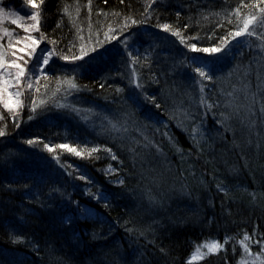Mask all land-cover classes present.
Listing matches in <instances>:
<instances>
[{
    "label": "trees",
    "instance_id": "16d2710c",
    "mask_svg": "<svg viewBox=\"0 0 264 264\" xmlns=\"http://www.w3.org/2000/svg\"><path fill=\"white\" fill-rule=\"evenodd\" d=\"M37 6L48 62L20 108L0 100V264H236L241 238L264 259V0Z\"/></svg>",
    "mask_w": 264,
    "mask_h": 264
},
{
    "label": "rangeland",
    "instance_id": "374dc122",
    "mask_svg": "<svg viewBox=\"0 0 264 264\" xmlns=\"http://www.w3.org/2000/svg\"><path fill=\"white\" fill-rule=\"evenodd\" d=\"M1 1L2 0H0V2ZM33 4L37 5L38 0H19L18 4L13 1L12 4L8 1H4L2 4L0 3V100L5 106L10 108H20L27 92L32 94V90L39 82L40 76L38 75H41L44 64V61L41 59L50 54V51L39 53V48L36 50V47L39 46L40 39L38 40L34 33L38 27V12L36 8L32 7ZM34 15L37 19H33ZM6 32L11 35H5ZM34 40L37 41V43H33ZM138 42L142 44V47L146 46L143 41H136L134 39L126 42V45L136 46ZM147 42H149V40H147ZM154 42L155 40L153 39V43ZM191 48L193 50L195 49L193 45ZM34 51L35 56L32 54V57L35 58L28 63V58L31 52ZM199 53L196 52L197 55L193 54V58L197 63L199 62L202 64L200 69L210 75L214 70L215 62L210 56H203ZM38 57V60H41L40 64L36 60ZM222 57L224 58L225 56ZM169 61L184 68V63L180 59L170 58ZM216 61L218 62V59ZM15 65H20V67L24 69L25 76L19 75L20 68L15 67ZM198 66L199 64H197V68ZM229 69L240 70L241 65L236 62L227 68V70ZM249 91L250 90L247 88H239V93L232 96V105H230L236 113L245 116V118V113L249 105L247 103H240V100L243 98L247 99ZM240 240V245L244 251H242V255H244H241L236 264H264L262 255L255 253V250L253 251L251 243L246 242V240L242 238ZM212 242L220 244L222 247L225 245V241L218 237L202 240L198 245L210 244ZM257 244H259L258 240L255 241V245ZM195 250L196 248H194L191 256L189 255L190 258H188L190 260H194L193 254ZM201 252L207 253L208 249L204 247L201 249Z\"/></svg>",
    "mask_w": 264,
    "mask_h": 264
},
{
    "label": "snow or ice",
    "instance_id": "6c2138e0",
    "mask_svg": "<svg viewBox=\"0 0 264 264\" xmlns=\"http://www.w3.org/2000/svg\"><path fill=\"white\" fill-rule=\"evenodd\" d=\"M32 7L36 8L38 6L33 4ZM262 11H264V9H262ZM33 19H37V17L34 15ZM255 21H256V17H252L251 19L246 20L244 22L243 28H241L239 31L235 32L234 35L235 36H241V35H244L246 33L251 34V32L249 31V26L252 25ZM13 22H15V21H13ZM133 23H135V21H133ZM164 27L167 29L168 26L165 25ZM5 35H11V34L6 32ZM33 43H37V41L34 40ZM225 43H226V41H225ZM193 48H195V46H193ZM201 51L216 53V52L220 51V48L217 47V48H211V49H202ZM65 59H66V57H65ZM73 59H80V57H73ZM47 62H48V58L45 57L44 63L46 64ZM15 67L20 68V72H19L20 76H25V71L23 68L20 67V65H15ZM196 71L199 73V75L201 77L207 78L206 73L203 70L197 68ZM65 83H67L70 88L76 87V85L71 80H67V81H65ZM29 87H30V85H29ZM3 134H4L3 131H0V135H3ZM29 143H32V141H29ZM61 147H68V146L62 145ZM69 151H74V149L69 148ZM93 151H95V149H93ZM77 154L79 155V153H77ZM245 239H248V237L245 236ZM204 247H206L208 249L207 253L201 252V249ZM220 247H222V245L217 244L215 242H212L210 244L198 245L196 250H195V253L193 254V259H196L198 256H206L208 254H211L212 252L218 250Z\"/></svg>",
    "mask_w": 264,
    "mask_h": 264
}]
</instances>
